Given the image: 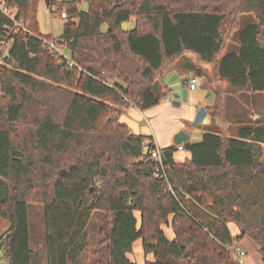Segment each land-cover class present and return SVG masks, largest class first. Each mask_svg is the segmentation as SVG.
<instances>
[{
    "label": "trees",
    "instance_id": "16d2710c",
    "mask_svg": "<svg viewBox=\"0 0 264 264\" xmlns=\"http://www.w3.org/2000/svg\"><path fill=\"white\" fill-rule=\"evenodd\" d=\"M79 1L53 0L66 17L53 38L38 31V0H0L14 12L13 21L0 9V42H9L0 64L6 264H135L128 256L137 240L145 264H241L230 248L245 237L264 264V121L238 120L235 135L204 133L182 144L191 155L182 164L173 160L176 146L162 149L160 170L152 138L132 134L116 110L157 106L168 94L164 66L185 54L233 91L264 94V0H83L86 12ZM228 4L255 21L221 56ZM50 41L69 52L71 67ZM96 212L107 227L93 247ZM229 223L240 232L235 239Z\"/></svg>",
    "mask_w": 264,
    "mask_h": 264
},
{
    "label": "rangeland",
    "instance_id": "374dc122",
    "mask_svg": "<svg viewBox=\"0 0 264 264\" xmlns=\"http://www.w3.org/2000/svg\"><path fill=\"white\" fill-rule=\"evenodd\" d=\"M46 1L38 0L36 4L38 31L43 36L59 38L62 35L64 23L60 17L59 6L52 4L53 0H48V3ZM68 1L70 0H58V3L61 4V2L66 3ZM76 8L79 12H86L87 4L85 1L80 0ZM232 8L233 4H228L224 8L226 19L222 34L223 49L221 56L224 53L237 49V34L239 30L246 24L255 21L254 15L237 14ZM11 15H14L13 11ZM133 27L134 18L122 25L124 30H131ZM4 49H7V46H4ZM62 53L66 58H69L68 51L62 50ZM163 73H166L164 79L168 86L167 97L164 101L161 100L163 101L161 102L162 107L158 111V114L150 115L151 118L142 120V125L150 127L152 130V135L158 145L164 144L168 139H173L174 135L178 132L188 133L191 137L190 143L197 144L201 141L202 135L207 133V131L218 133L224 137L235 135L236 127L234 123L238 120L244 122L264 121V94L233 91L225 82L219 80L212 66L202 65L191 54H185L167 63L161 75ZM191 76L197 77L198 80V87L195 92H190L185 85V82ZM202 79H204V83ZM4 102L5 99H2V95H0V106ZM169 102L174 103L176 107L173 108L175 109H172L171 105L173 106V104L170 105ZM200 104L208 107V115L201 124L193 126L198 111L204 108V106H199ZM116 110L119 112V123L124 125V107L118 106ZM138 118L137 116L136 120H140ZM215 119L218 120L217 125ZM209 121L210 125L207 127ZM175 132L176 134L173 135ZM175 158L176 160H182L183 154L175 153ZM34 207L31 224L34 230H36L39 226L41 208L36 205ZM135 216L139 221V213L136 212ZM106 227L107 216L100 212L94 213L88 227L89 241L93 247H96L105 237ZM227 227L232 238L235 239L240 235L235 224L229 223ZM7 228V222L0 220V240L5 235ZM161 229L168 239L173 238L174 235L169 226H161ZM238 249L243 252L240 260L242 264H262L258 253V246L249 237L234 242L230 248L234 257ZM128 257L135 264H145L146 258L143 255L140 240L134 243L132 253ZM147 258L148 260H152L151 256ZM0 263L6 264L1 250ZM42 264H46V261L44 260Z\"/></svg>",
    "mask_w": 264,
    "mask_h": 264
},
{
    "label": "crops",
    "instance_id": "0c3cea01",
    "mask_svg": "<svg viewBox=\"0 0 264 264\" xmlns=\"http://www.w3.org/2000/svg\"><path fill=\"white\" fill-rule=\"evenodd\" d=\"M181 76H184V75H181ZM191 77H195V76H191ZM190 78V77H189ZM188 78V79H189ZM197 78V77H196ZM187 82H188V80L185 82V85H186V87L188 88V86H187ZM202 82L204 83V79H202ZM203 83H202V85H203ZM164 84L166 85V83H165V79H164ZM167 86V85H166ZM167 88H168V86H167ZM197 89V88H196ZM189 90V89H188ZM190 91V90H189ZM196 90H194V91H190V92H195ZM167 97V95L164 97V99H162L163 101L165 100V98ZM163 101H161V102H163ZM161 102L157 105V106H155V107H153V108H151V109H148V110H145V111H140L139 109H137L136 107H130V108H128L127 110H125L124 111V125L126 126V127H128L129 128V130H130V132L132 133V134H134V135H142V136H147V137H151L152 138V140H153V142H154V146L156 147V149H158V150H162V149H165V148H168V147H170V146H173V139H168V140H166L165 141V143L164 144H162V145H158L157 144V142H156V140H155V138L153 137V135H152V130L150 129V127H146V126H143L142 125V120H146V119H149V118H151V116L152 115H154V114H158V111L161 109ZM169 104L171 105V104H173V106L171 105V107H172V109H175V108H173V107H176L175 105H174V103L173 102H169ZM166 105V104H165ZM164 105V106H165ZM168 105V104H167ZM192 106V105H191ZM199 106H204V108H206V105H203V104H200ZM207 112V111H206ZM151 115V116H150ZM208 115V114H207ZM139 117L138 119H140V120H136V117ZM210 125V121L207 123V127ZM207 133H210V131H207ZM174 134H176V132L175 133H173V135ZM186 134H188V133H186ZM172 135V136H173ZM175 136V135H174ZM188 136L190 137V135L188 134ZM190 140H191V137H190ZM190 140H189V142L188 143H190ZM191 144V143H190ZM174 146H176V145H174ZM261 147H262V149H263V153H264V144L263 145H261ZM175 153H181V154H183V158H182V160H176V158H175ZM191 158V155H190V153L188 152V151H186V152H177V151H175L174 153H173V160H174V162L176 163V164H182L184 161H186V160H189ZM241 264H242V261H241Z\"/></svg>",
    "mask_w": 264,
    "mask_h": 264
},
{
    "label": "built area",
    "instance_id": "2783aa9c",
    "mask_svg": "<svg viewBox=\"0 0 264 264\" xmlns=\"http://www.w3.org/2000/svg\"><path fill=\"white\" fill-rule=\"evenodd\" d=\"M0 9L3 12V14H5L11 20L14 21V15L13 16L11 15L12 14V10H8L7 8H3L2 6H0ZM60 17L62 19H65L66 18L65 17V14H62ZM14 28L15 29H18V30L27 31L25 29V27L23 26V24L20 23V22H14ZM4 46H7V49H4ZM8 47H9V42H6V41L0 42V64H2V59L6 56ZM48 47L50 48V50L55 51L60 57L64 58L67 61V65L69 67L72 66V63L70 61H68L69 59L66 58L63 55L62 50L57 47V45L55 44V42H53V41L48 42ZM187 86H188V89L190 91L196 90V88L198 87V80H197V78L196 77H190L188 79ZM176 151L177 152H186V149L183 147V145H177L176 146ZM149 154H150V158L153 161L157 162L158 165H159L160 170H162L161 151L155 148V149L150 150ZM242 256H243V252L238 249L237 252L235 253V257H236V259L240 263H241L240 260H241Z\"/></svg>",
    "mask_w": 264,
    "mask_h": 264
},
{
    "label": "water",
    "instance_id": "95a60500",
    "mask_svg": "<svg viewBox=\"0 0 264 264\" xmlns=\"http://www.w3.org/2000/svg\"><path fill=\"white\" fill-rule=\"evenodd\" d=\"M74 1V0H72ZM48 3V1H46ZM207 116V112L205 108H201L195 119L193 122V126H197L199 124H201L203 122V120L206 118ZM190 140V137L188 136V134L184 133V132H178L174 137H173V145H182V144H186L188 143Z\"/></svg>",
    "mask_w": 264,
    "mask_h": 264
}]
</instances>
